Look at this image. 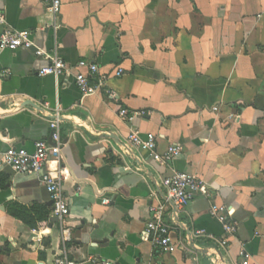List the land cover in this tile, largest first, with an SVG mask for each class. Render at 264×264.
<instances>
[{"label":"crops","instance_id":"obj_1","mask_svg":"<svg viewBox=\"0 0 264 264\" xmlns=\"http://www.w3.org/2000/svg\"><path fill=\"white\" fill-rule=\"evenodd\" d=\"M0 11V36L30 31L37 48L56 52L71 71L57 84L39 75L49 59L36 47L0 48V155L12 145L33 151L35 142H51L59 105L72 228L65 248L40 175L5 167L0 264H55L63 254L84 264H235L241 251L264 264V0H62L57 16L41 0H0ZM81 60L102 73L125 70L107 82L116 98L79 90ZM122 108L146 114L127 122ZM132 131L156 134L160 153L171 144L183 152L161 164L125 146ZM175 172L198 175L210 195L168 209L165 219L185 250L166 253L145 230L151 207L165 201L162 179ZM214 202L238 225L228 247L210 212ZM14 204L50 218L31 229L10 214Z\"/></svg>","mask_w":264,"mask_h":264},{"label":"built area","instance_id":"obj_2","mask_svg":"<svg viewBox=\"0 0 264 264\" xmlns=\"http://www.w3.org/2000/svg\"><path fill=\"white\" fill-rule=\"evenodd\" d=\"M47 4L48 10L55 16L61 12L62 0H41ZM5 23V16L0 11V24ZM35 42L30 31H11L5 29L0 36V48L2 50H17L19 48H35ZM36 54L49 59V64L39 71V75L54 76L57 84L63 75H71V71L64 59L56 52L49 53L36 47ZM77 72L74 74L75 83L84 95L95 94L100 90H105L111 98H116L115 92L107 86V82L112 77H121L125 70L117 67L110 73H102L96 62L81 60L76 65ZM146 112H137L122 108L119 116L132 122L137 115ZM52 129L51 142L39 140L35 142L34 150L29 151L23 147L10 146L0 155V170L5 167L11 168L15 173L23 175H40L42 184L46 187L52 199L53 216L58 218L63 243L72 241V228L67 220L70 216V200L64 190V173L60 166L62 159L64 142L61 136V114L59 105L56 108L55 116L50 120ZM158 136L148 133L145 137L139 132L132 131L126 139L125 146L137 151L149 152L152 158L161 163L168 164L183 152V147L179 144H171L164 153L157 150ZM58 162L56 169L50 168L51 161ZM161 185L165 188V201L157 206L151 207L152 216L147 222L145 237L156 247L166 253H173L178 249L185 250L183 243L178 241L173 235V227L165 219L169 208L174 211L184 208L197 197H208L210 195L209 185L198 175L188 172H175L171 176L164 177ZM109 198H104L103 203L108 204ZM210 212L212 216L218 218L224 226L225 235L221 240L224 247L230 244V238L238 232V225L228 214V207L216 202L212 203ZM195 234L200 236L204 231L197 230ZM55 264H84L75 262L63 254L56 258ZM99 264H117L113 261H101ZM235 264H252L245 251H241V259Z\"/></svg>","mask_w":264,"mask_h":264},{"label":"trees","instance_id":"obj_3","mask_svg":"<svg viewBox=\"0 0 264 264\" xmlns=\"http://www.w3.org/2000/svg\"><path fill=\"white\" fill-rule=\"evenodd\" d=\"M9 212L12 216L22 220L31 229H37L39 222L49 220V212L41 214L36 208H28L18 204L9 206Z\"/></svg>","mask_w":264,"mask_h":264},{"label":"water","instance_id":"obj_4","mask_svg":"<svg viewBox=\"0 0 264 264\" xmlns=\"http://www.w3.org/2000/svg\"><path fill=\"white\" fill-rule=\"evenodd\" d=\"M52 221L53 222H58L59 220H58V218L57 217H52ZM40 264H45L44 262H41ZM85 264H92L91 262H87V263H85Z\"/></svg>","mask_w":264,"mask_h":264}]
</instances>
